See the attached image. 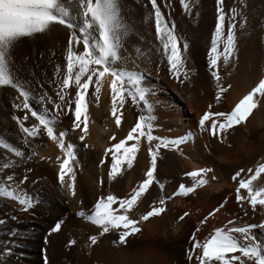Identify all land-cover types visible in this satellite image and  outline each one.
<instances>
[{
	"label": "bare ground",
	"instance_id": "6f19581e",
	"mask_svg": "<svg viewBox=\"0 0 264 264\" xmlns=\"http://www.w3.org/2000/svg\"><path fill=\"white\" fill-rule=\"evenodd\" d=\"M167 2L160 1L162 6ZM188 3L190 12H185L179 6V0H170L168 7L163 6L167 16H171L176 25L177 35L181 37L185 67L190 69L186 80L181 83L170 76L166 61L155 54L159 42L155 40L151 21L143 20L147 14L144 6L137 13L128 14L126 22L133 26V34L125 43L127 51L122 50L121 55L129 69L133 68V61L136 62L138 70L142 71L143 85L150 90L147 100L152 105L155 117L154 135L170 139L187 138L178 150H160L155 175L165 185L162 194L165 197L171 195L180 183L190 186L191 180L183 174L202 167L210 169L205 177L207 183L186 196L177 195L166 199L165 211L158 217L140 222V231L126 237L123 244L119 242L118 230L100 235L96 226L76 216L78 210H90L101 195L106 196L111 192L118 198H124L143 178L149 161L148 142L142 138L133 167L129 169L122 165L121 171L114 173L113 180L108 181L106 165L111 163L112 145L127 135L137 116L143 112L142 104L138 107L127 101L119 109L121 125L117 127L110 111V78H102L100 91L95 96L91 95L95 85L90 84L89 93L86 94L88 134L85 139H79L82 134L79 129H71L70 113L61 115L55 128L57 134L60 131L66 133L65 144L74 145L76 160L71 166L75 196H69L67 189L60 187L55 158L57 155L62 157V153L46 135L31 141L37 155L31 159L25 158L24 163L14 169L17 180L24 175L28 177L22 189L33 199L34 207L29 211H20L12 201L0 199V217H17L16 221L9 219L6 225L0 226L2 264H193L187 258V250L194 232L198 240H203L217 227L226 229L241 224H258L264 217V209L259 205L253 209L246 202L238 203L235 200L238 180L233 181L231 178L241 168L254 169L257 163L264 162V98H261L244 123L229 129L221 137L201 129L198 123L199 116L205 110L230 111L264 74V41L261 40L264 31L260 27L264 24V0L261 4L255 0V5L244 0L243 7L239 0H235L246 24L244 29L238 25L235 29L237 50L234 66H223L218 61L216 70L221 77V87L231 85L222 93L219 102L215 101V82L207 66V49L211 30L215 26L213 2L188 0ZM58 39L53 44V52L62 70L58 75L59 83L64 72L63 56L67 43L64 36ZM184 43L188 45L186 50L183 49ZM133 44L150 57V62L142 56L138 58ZM20 49V46H16L17 51ZM34 62L40 90H34L33 107L38 110L40 106L36 103V97L41 93H47L53 100L57 97L50 90L52 76L46 60L39 56ZM16 66V69H25V64ZM69 91L74 96V88L70 87ZM209 104H212L211 109L208 108ZM44 106L52 110V105L45 103ZM14 114L22 116L24 113L11 106L7 111L0 109V139L15 145L18 144V127L11 119ZM32 122L35 121L29 114L25 124L27 126ZM209 124L206 122V127ZM125 143L127 145L129 142ZM105 148L109 149L107 154ZM23 150L27 152V149ZM41 156L44 159H40ZM101 158L105 159L106 165L99 164ZM262 177H258L254 184L264 186ZM160 194L158 186H151L149 192L127 214L139 221L140 215L153 201L158 200ZM241 194L246 195L245 190L241 189ZM113 207L118 208V205ZM213 209L217 211L208 216ZM184 213L188 215L184 216ZM201 220H204L203 224ZM230 220L233 224L228 223ZM57 222L61 223V229L51 233L50 228ZM12 229H15V233L9 234ZM253 232L257 241H264V231L254 229ZM92 235L97 237L95 244L88 240ZM69 240L74 243L69 245Z\"/></svg>",
	"mask_w": 264,
	"mask_h": 264
},
{
	"label": "snow or ice",
	"instance_id": "6c2138e0",
	"mask_svg": "<svg viewBox=\"0 0 264 264\" xmlns=\"http://www.w3.org/2000/svg\"><path fill=\"white\" fill-rule=\"evenodd\" d=\"M169 4L170 0L163 6L168 7ZM239 4L243 7L244 0H239ZM179 6L185 12L191 11L188 0H179ZM144 8L147 14L143 20L151 21L155 29V40L159 42L155 54L166 61L170 76L182 83L188 78L190 69L185 67L186 58L180 47L181 37L176 33L175 23L172 22L171 16L166 18L158 0H146ZM245 24L246 20L238 11L235 0L230 7L225 5L224 0H215V26L211 30L210 45L207 49V66L215 82L216 102H219L222 93L231 87H221V77L216 70L218 61L223 66H234L237 50L235 29L237 25L244 29ZM57 25L63 26L67 31V49L63 56L64 72L56 85L59 89L56 93L57 99L53 100L47 93H41L36 97V103L40 106L37 110L33 107L34 96L30 86L10 71V53L14 44L22 38L44 33ZM260 27L264 31V24ZM132 34L133 26L126 22L123 16V0H0V87L11 88L18 94L16 100L19 102H13L11 107L24 113L22 116H11L18 127V144L0 139V150H5L0 152V161H3L0 164V173H3L0 175V199L12 201L18 205L17 210L20 211H29L34 207L33 199L22 189L28 177L24 175L17 180L14 169L23 164L25 158L31 159L37 155L31 141L41 135H46L62 153V157L57 155L55 158L58 164L57 179L60 187L67 189L69 196H75L74 172L71 166L76 160L74 145L65 144L66 133L60 131L57 134L56 124L61 115L70 113L71 129H79L82 133L79 139L83 141L88 134L86 94L89 93L90 84H94L95 91L91 95L95 96L100 91L102 78L106 77L110 78V111L116 126L121 125L119 109L129 100L132 105L138 107L142 104L143 114L137 116L127 135L112 145L111 163L106 165L105 159L101 158L99 164L106 165L107 179L111 182L114 173L121 171L122 165L129 169L133 167L142 138L148 142L149 161L143 178L124 198H118L109 192L106 196L96 198L90 210L81 209L75 215L96 226L100 235L118 230L119 242L123 244L126 237L140 231V222L147 221L150 217H158L165 211L166 199L177 195L186 196L207 183L205 177L210 169L202 167L183 174L191 180L190 186L180 183L171 195L165 197L162 194L165 185L155 175L160 150H178L180 145L186 143L187 138L170 139L154 135L155 117L152 105L147 100L150 90L143 85L142 71L138 70L136 62L133 61V68L129 69L123 63L121 55L122 50L127 51L125 43ZM261 40L264 41V35ZM132 47L138 58L142 56L150 62V57L142 53L140 47L134 44ZM187 47V43H184L183 49L186 50ZM59 72L58 66L56 73ZM70 87L74 88V96L70 94ZM261 98H264V74L260 75L258 81L242 95L230 111H203L198 119L199 126L211 135L221 137L229 129L244 123ZM45 103L52 105L51 111L44 106ZM208 108L211 109L212 104H209ZM29 114L35 122L26 126ZM206 122H210L207 127ZM126 141L129 142L127 145ZM23 149H27V152ZM104 151L107 154L109 149L105 148ZM40 159L44 157L41 156ZM262 174L264 162L257 163L254 169L241 168L234 173L231 178L233 181L238 180L235 188V200L238 203L246 202L253 209L257 205L264 209V186L254 184ZM153 185L161 190L158 200L148 206L140 215L139 221L130 218L127 213L137 206ZM241 189L245 190L246 195L241 194ZM113 205H118V208ZM216 211L217 209H213L208 216ZM187 215L188 213H184V216ZM9 219L16 221L17 217H0V226L6 225ZM200 223L203 224L204 220ZM228 223L233 224V221ZM60 229L61 223L57 222L50 228V232L55 233ZM254 229L264 231V217L258 224H241L226 229L217 227L203 240H198L194 232L190 238L192 243L187 250V258L193 264H264V241H257ZM14 233L15 229L9 232ZM88 240L95 244L97 237L92 235ZM73 243L72 240L68 241L69 245Z\"/></svg>",
	"mask_w": 264,
	"mask_h": 264
},
{
	"label": "rangeland",
	"instance_id": "374dc122",
	"mask_svg": "<svg viewBox=\"0 0 264 264\" xmlns=\"http://www.w3.org/2000/svg\"><path fill=\"white\" fill-rule=\"evenodd\" d=\"M161 0H158L162 8V12L165 14L166 18L168 17L166 11L160 3ZM253 5H255V0H249ZM146 0H123V16L125 20L128 18L129 13H137L138 10L144 6ZM213 2V9L215 11V0ZM263 0H259V4H261ZM224 3L227 7L232 6L233 0H224ZM66 29L63 26H52L50 30L41 33L35 34L32 37L22 38L18 42L14 44L11 49V61H10V71L13 72L14 76L19 78L22 82H26L32 92L38 89L40 90V81L39 77L35 73V69L37 65L34 60L36 57H43L49 67L50 74L52 76V82L50 83V90L56 95L59 89L56 87L58 83V75L62 73L60 68V72L56 73V68L58 67L57 62L54 58L53 52V44L55 41H58L60 36H64L66 38L67 43V34H65ZM20 46L21 49L19 51L16 50V46ZM79 47V46H78ZM67 49V48H66ZM21 52V54H20ZM23 52V53H22ZM14 61V63H13ZM53 61V62H52ZM20 63V64H19ZM52 63L54 64L52 67ZM21 64H25V69H16L17 66ZM51 67V68H50ZM55 73V75H54ZM17 93L11 88L8 87H0V109L2 111L9 110L11 104L13 102H19L16 100Z\"/></svg>",
	"mask_w": 264,
	"mask_h": 264
}]
</instances>
